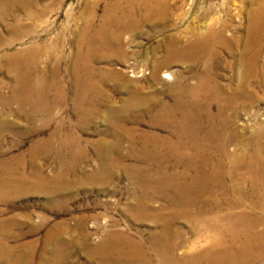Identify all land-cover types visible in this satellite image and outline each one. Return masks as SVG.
<instances>
[{
	"label": "rangeland",
	"instance_id": "obj_1",
	"mask_svg": "<svg viewBox=\"0 0 264 264\" xmlns=\"http://www.w3.org/2000/svg\"><path fill=\"white\" fill-rule=\"evenodd\" d=\"M39 2L40 9H46L43 15L32 19L21 6L17 7L15 16L8 15L5 20L0 18V36L9 40L10 35L17 34L8 28V24L16 23L20 16L17 30L23 34H19V40L14 43L13 49L46 42L51 57L44 60L49 71H61L64 74L60 75L63 76L66 86L65 103L56 105L54 112L47 107L44 113L35 112L29 104L21 107L18 102H11L6 105L5 98L17 96L24 85L6 68L8 64L4 63V67H0V160L13 164L12 174L17 173V179L18 173L22 171L31 175L33 181L39 170L48 177L56 176L62 170L60 157L55 154L36 156L34 153L37 149H44L45 139L62 124V134L65 137V172L68 175L65 177L64 189L55 193L37 192L35 188H31L22 194L4 198L0 202V221L7 228L3 236L7 235L6 241L9 240V245H22L21 251L28 252L32 264H38L43 254L46 256V263L52 262L51 264H100L98 256H95L96 247L109 234L127 232L148 245L153 233L160 230L156 216H168L176 211L172 202L175 198L173 189H159L160 191L156 190L158 192L148 195V188L145 189L142 184L149 175H158L159 172L162 174L161 165L169 168L168 173L172 174L175 171H184L188 163L190 166L201 164V155L197 156L198 159L194 154L188 157L174 154L165 156L154 154L151 150H154L152 147L156 144L163 145L167 137L176 139L173 130L179 124L178 121L191 126L193 120L190 113L191 118L179 115V109L174 105L171 117L173 120L166 119V124V121L160 122L156 118L153 122L151 116L155 105L150 109L139 105V108L124 116L123 121L116 122L110 118L113 110L125 107L134 91L144 93L154 103L161 101L172 106L175 104L176 85H194L200 74L204 75L209 69L207 78L213 85L214 82L225 83L221 87L226 88L231 81L236 86L242 72L241 56L254 35L251 28L252 17L255 10H263L264 15V0H151L146 6H142V0H136L134 9L128 0ZM88 24L90 28L87 27ZM87 28L90 30L89 36L85 37L83 35ZM101 30L102 36L109 40L108 50L103 48V38H98ZM209 30L215 34V41L208 53L193 52L195 54H188L185 59L180 60L176 46H180V43L189 45L196 42ZM221 30L225 40L218 36ZM116 31L122 33L121 41L113 36ZM96 32L100 33L97 35ZM258 41L254 50L259 51V65L263 72L264 26ZM47 44L51 46L48 47ZM95 44H100V49ZM5 51L7 45L1 44L0 59ZM98 51L102 52L103 57L95 60L97 72L91 76L95 83L103 77L106 78L103 88L106 97L110 96L111 101L103 99L99 104L88 105L85 95H92L93 90L85 88L86 82H83L88 73L86 60L87 56L92 57ZM157 64L161 68L159 78L155 80L152 71ZM29 72L27 76L35 79L36 72ZM167 74L171 77H166ZM249 80L253 87L252 92L247 91L251 96L250 101L243 98L249 104L246 106L244 104L248 102L243 104L240 100L238 110H231L229 104L228 126L213 127L221 139L226 135L233 138L227 143V148L229 152L237 154L243 153V139H252L257 133L260 136L264 131V79L254 77ZM46 95L44 99L49 101L55 97L54 93ZM90 107H96L92 116L87 109ZM213 109H217L216 104ZM48 111L53 112L54 118L47 124L45 122L52 114ZM203 128L201 140L205 147L212 146L216 150L219 139L215 140V134L210 141L211 127L204 124ZM261 137L258 144L264 147V135ZM55 144L59 146V142L56 141ZM211 157L213 161L218 160L213 153L207 152L206 158ZM220 157L221 154L218 153L217 158ZM223 162L228 165L231 161L224 159ZM193 169L191 167L192 172H196ZM240 171L229 180L239 177ZM9 174L4 175L8 177ZM250 189V186L244 189L247 201L245 206L237 210L248 209L264 219V198L260 205L253 204L249 200ZM263 191L264 187L262 195ZM203 198L209 200L207 195ZM141 199L146 200L154 211H150V218L146 221L137 220L134 213ZM201 203L203 204L201 201L197 205H202ZM227 211L224 204L220 209L194 210L196 215L192 214L198 218H203V215L217 217ZM180 224L184 226L183 237L186 240L198 241L197 244L205 243V232L197 239L186 221L182 220ZM59 230L64 234L59 241L54 239L47 244V236ZM83 233L89 235L88 238ZM7 263L0 259V264Z\"/></svg>",
	"mask_w": 264,
	"mask_h": 264
},
{
	"label": "bare ground",
	"instance_id": "obj_2",
	"mask_svg": "<svg viewBox=\"0 0 264 264\" xmlns=\"http://www.w3.org/2000/svg\"><path fill=\"white\" fill-rule=\"evenodd\" d=\"M128 2L134 9L136 6V0H128ZM150 2L151 0H142L141 4L142 6H146L147 4H150ZM121 3L123 4V2ZM21 6L26 9L27 15L32 19L43 15L46 10L40 9L39 0H0L1 20H5L8 15L12 17L15 16L17 7L20 8ZM109 18L110 17H108V19ZM20 21L21 19L19 16L16 23L8 24V28L17 32V34L10 35L8 38L9 40H5V37L1 38L2 36H0V45H7V51L4 52L0 59V67H4V63H7L8 66L6 65V68L17 77L20 84L23 82L24 85L23 88H21L22 92L17 96L15 95L5 98V104L9 105L11 102H18L21 107L24 104H29L34 108L35 112L42 111L43 113L44 110L46 112L47 107H49L54 112L56 105L59 106V104L65 103L66 86L63 82V76L60 75L63 73L61 71H57V73L49 71V66L44 60H49L51 57L49 49L46 47V42L41 44L35 43L32 44V46H26L18 50L13 49L14 43L19 40V37L23 34L22 31L19 32L17 30V23ZM88 23L90 24V22ZM89 24L87 27H89ZM263 26V10H255L251 23L254 35L252 36L253 38L251 37L249 40L247 49H245L241 56L240 61L242 72L240 78H238L236 86H233L234 83L231 81L228 82L229 84L226 88L221 87V85H224L225 83L220 84L214 82L215 85H213L207 78L208 72H210V69L208 68L209 70H207L204 75L200 74L199 80L196 84L182 86L184 83H179L176 85L175 104L172 106L161 101H156L157 103H154V100L149 98V96H145L144 93L139 91H134L129 101L127 100L125 107L113 110V115L110 118L115 122L119 120L123 121V117L127 116L128 113L135 108H139V105L146 106L147 109H150L152 105H155L156 108L152 106L155 109L151 116L153 122L157 119L160 122L166 121V124H168L166 119L173 120L171 117L173 115L174 105L179 109V115L190 117L191 114L193 120L191 126L178 121L179 124L175 131L173 130L176 139H173L172 136L167 137L165 138V143L163 145L156 144L152 147L154 150H151L154 154H164L165 156L174 154L181 157H188L194 154V157L197 158V156L201 155V164L195 163L194 166H190L188 163L184 171H175L172 174L168 173L169 168L165 167V165L162 167L161 165L162 169L160 171H162V174H159V172L157 173L158 175H156V173L155 175H149L150 177L145 179L144 183L142 182L144 188H148V195L159 189L162 191L173 189V191H175V198L172 199V202L174 203L173 205L176 211L168 216H156V222L160 224V230L153 233L148 245H146L141 239H137L127 232L109 234L108 237H105L101 244L97 246L98 248L96 247L95 256H98L100 264H264V219L261 215L251 212V210H237L238 208L245 206L247 196L243 191L248 186L251 187L249 195L251 199L249 200L255 205H260L263 201L264 195L261 194V191L264 187V147L258 143L262 138L261 136L264 135V131L261 132L260 136L259 133H257L252 139H243V153L237 154L229 152L227 148V143L232 141L233 138L226 135L221 139V136L215 133L217 130L215 128L213 129V127L220 125L225 127L228 126L229 104H231V110H238L240 100H242L243 104L244 102L250 101L249 98H251V96L247 93V91L252 92L253 90L252 85H250V78L255 77L257 79H264V71L261 72L259 65V51L254 50V46L259 42L258 37L262 32ZM89 28L85 30L83 36H89ZM255 31L257 36H255ZM99 33L96 32L97 35ZM102 33L103 30H101V34L98 35V38H101V40L103 38V41H105V47L103 48L107 49L109 48L107 46V41L109 40L107 37H103ZM121 34L116 31V34L113 36L120 40ZM221 34L222 30L219 32L218 36L220 39L225 40ZM213 41H215V34L213 31L209 30L204 37H200L196 42L189 45L180 43V46H176L178 48V53L180 54V60L185 59L188 54L190 55L193 52H197L198 54H205V52L208 53V49L210 50V46L214 43ZM49 46L51 45H48V47ZM95 47L100 49V44ZM92 53L93 52H91V54ZM43 56H45V58H43ZM102 57V52L98 51L92 57L87 56V60L84 58L86 60V69L88 71L87 76H85L86 78L84 79L85 81H83L86 82L84 83L86 84L84 86H86L85 88L87 89L93 90L92 95H85V98L87 97L88 105L91 103L99 104L103 99V101H105V99L111 101V98H109L110 96L106 97L107 94L103 88L106 78L103 77L100 81L95 83L93 79L94 77L91 76V74L95 72V60ZM160 68V64H157L152 71V76L155 80H158L159 78ZM29 71L36 72L34 74L36 75L35 79L27 76V74L30 73ZM166 77L170 78L171 75L167 74ZM48 93H54L55 97H53L52 101L44 99V96ZM242 95H244V97H241ZM243 98H247L248 101ZM214 104L217 105L216 110L213 109ZM248 104L249 102L244 105L247 106ZM95 108L96 107L87 108L89 109V114H91V116L96 112ZM177 108L175 109L177 110ZM51 112L48 111V113ZM53 112L50 116L51 118L45 123L48 124V122H52L54 118ZM87 112L86 114H88ZM204 124H209L211 127V132L209 133L210 141H212L215 134V140L219 139L216 142V150L215 148H212V146L206 148L204 141L201 140V133L204 131ZM62 130L63 126L61 124L47 139H45L43 144L44 149H37L36 153L33 152L36 156H50L55 154V156L58 155L60 157L59 161L62 170L54 177H48L42 170H39L36 172L34 181L32 180L33 177L24 171L18 173L17 179V173L12 174L13 164L10 162L4 163L0 160V202L8 196L10 197L17 193L22 194L25 191L31 190V188H35L37 192L44 191L45 193H55L62 188L64 189L65 177H67L68 173L65 172V137L64 134H62ZM56 141L59 142L58 147L55 144ZM207 152L213 153L218 160L213 161V157H211L208 158L210 159L208 161L206 158ZM218 153L221 154L220 158H217ZM224 159H230V164L225 165L223 162ZM191 167H193L196 172H192ZM206 170L209 171L206 172ZM238 171H240L239 177L229 180ZM6 173H10L8 177L4 175ZM206 195L209 200L203 198ZM201 201L203 204L201 203L202 205H197ZM224 204L228 211L224 212L221 216L210 217V215H203V218H198L192 214L194 213V210L212 211L213 208L220 209ZM134 211L137 212H134L135 216L137 215V220L146 221L150 218V211L153 210L152 206L146 200L141 199ZM194 215H196V213H194ZM182 220L188 223L187 225L190 227V230L196 234L197 239H199L198 237L202 232L206 233L207 236L204 244H197L198 241H188L183 237L184 226L180 224ZM4 225L6 224L0 221V259H2V261H7V264H32L28 252L21 251L23 249L22 245H17L15 247L8 244L9 240L6 241L8 238L7 235L6 237L3 236L7 229ZM62 234L63 232L61 230L54 231L52 234L50 233L46 238L47 244H50L54 239H60ZM83 236L88 238L89 235L83 233ZM51 263H46V256L43 254L38 264Z\"/></svg>",
	"mask_w": 264,
	"mask_h": 264
}]
</instances>
